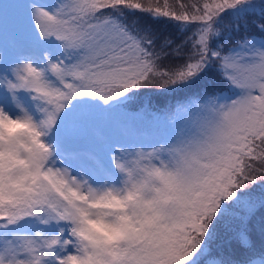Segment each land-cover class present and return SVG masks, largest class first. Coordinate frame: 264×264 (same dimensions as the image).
<instances>
[{
  "label": "snow or ice",
  "instance_id": "obj_1",
  "mask_svg": "<svg viewBox=\"0 0 264 264\" xmlns=\"http://www.w3.org/2000/svg\"><path fill=\"white\" fill-rule=\"evenodd\" d=\"M0 264H264V0H0Z\"/></svg>",
  "mask_w": 264,
  "mask_h": 264
}]
</instances>
